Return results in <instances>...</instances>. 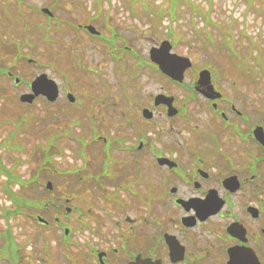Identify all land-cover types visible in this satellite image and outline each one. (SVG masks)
Here are the masks:
<instances>
[{
	"label": "flooded vegetation",
	"instance_id": "1",
	"mask_svg": "<svg viewBox=\"0 0 264 264\" xmlns=\"http://www.w3.org/2000/svg\"><path fill=\"white\" fill-rule=\"evenodd\" d=\"M214 87L220 96L199 86L198 101L190 103L165 87L150 93L142 107L149 116L136 118L138 134L101 146L116 164L101 161L95 211L54 214L22 245L6 240L0 264H264L262 152L253 156L259 145L251 136L247 154V139L239 135L248 129L246 108ZM158 93L173 95L175 113L156 104ZM246 156H252L248 164ZM232 175L239 180L234 191L224 184ZM216 197L222 204L213 212Z\"/></svg>",
	"mask_w": 264,
	"mask_h": 264
},
{
	"label": "rangeland",
	"instance_id": "2",
	"mask_svg": "<svg viewBox=\"0 0 264 264\" xmlns=\"http://www.w3.org/2000/svg\"><path fill=\"white\" fill-rule=\"evenodd\" d=\"M192 1L200 3L205 9L209 8L211 1L212 17L223 23L224 29L234 23L230 31L236 38L239 37L233 43L236 45L238 62L250 67L246 70H251L252 75H256L261 91L257 94L254 84H250L240 75L233 74L235 70L232 62L235 57L227 54L225 36L222 37L224 38L222 45L204 48L191 40L189 28L181 20L179 24H173L174 35L180 36L174 51L193 60V66L187 74L192 77L196 70L209 64L213 66L218 71L215 77L226 95L238 107L246 106L245 111L251 122L260 118L259 121L264 126V0ZM144 3H150V6L146 7ZM162 4L166 7L167 0H0V71L8 67L24 81L16 86L14 79L0 75V145L11 135L12 141L23 147L22 150L13 149L9 152L5 147L0 146V163L7 168L8 173H15L23 182L21 185L14 181L11 185L17 195L33 201L53 199L55 202H60L66 198L64 196L68 191L85 194L84 186L78 183L75 175L64 173L66 166L71 169L74 168V164L81 166V162L78 161L79 156L76 157L78 143L70 135L83 136L87 139L92 133L89 124L87 126L82 122V126L76 123L77 113L72 111L66 99V91L70 88H73L70 91L83 101H95L88 93V89L95 93H105V90H114L115 87L120 88L118 91H122V87L130 90L138 86L156 90L161 86L171 85L157 73L145 71L146 68L142 71L134 70L126 57L130 56L132 62L136 58L127 51L124 57L131 70L128 76L123 75V70L128 68L122 69L107 54L108 50L113 51L114 46L118 50L121 46L128 45L142 58H148L151 46L165 38L164 30L169 31L166 27L167 22L155 29L147 17V12L154 5ZM44 7L50 8L53 12V21L50 22L41 12ZM176 7L179 9L180 5ZM184 12L187 16L190 9L184 8ZM59 21L62 33L58 32L57 28L51 29L49 36L43 35L48 23L57 26ZM37 22H42V34L33 31ZM76 23H92L103 33V36L90 39L82 33L83 31L79 32L73 28ZM226 30L228 31L229 27ZM47 37L55 41L47 40ZM110 39H114V45H111ZM28 58H33L34 62L29 63ZM88 65L96 73L87 75L78 71V69L89 71ZM41 72L48 73L59 83L62 96L54 103H48L43 98L36 100L33 106L21 103L20 95L30 91L26 83ZM139 72L142 73L136 78V85H126L127 81ZM91 78L97 83L96 87H89L93 85L92 80H86ZM169 89L178 91L180 102L188 93L187 86H181L180 89L169 87ZM109 95L113 94L110 92ZM244 95H246L245 100ZM109 101H112L111 97ZM256 101L257 105H252ZM99 114L107 115L108 124L98 128L101 131L106 129L107 133L115 132L121 117L108 110H98L97 115ZM240 122L244 123L245 120ZM64 133L67 135L64 136ZM55 134L61 136L56 137L53 141L54 145L48 149L49 162L42 167L45 162L43 145H48V138H54ZM59 149L62 152H59ZM32 178H39L38 183L29 182ZM6 181L7 176L0 170V232L4 231L22 245L27 235L37 228L36 221L29 215H34L32 213L34 210L41 209H35L33 206L18 217H7L6 212L8 209H13V204L5 190ZM47 181L53 183L52 190L46 188ZM53 208L54 206L50 204L48 209L41 213L47 215ZM4 242L5 240L0 236V247Z\"/></svg>",
	"mask_w": 264,
	"mask_h": 264
},
{
	"label": "water",
	"instance_id": "3",
	"mask_svg": "<svg viewBox=\"0 0 264 264\" xmlns=\"http://www.w3.org/2000/svg\"><path fill=\"white\" fill-rule=\"evenodd\" d=\"M163 46H164V50H165V48L167 49V50H165V53H164V56L166 57L168 55V51L170 49V46L167 43H164ZM173 57H175V56L172 55V57H169V59H168L169 62H167L165 60L166 64L169 67H171V65L172 66L173 65H176V63H177L174 60ZM178 59H180V60L183 61V64H181L179 66V70L177 71V73L181 77L182 76V72H184V70L188 66H190L191 64H190V62L188 60H186L184 58H178ZM33 89H34V91H35L36 94L42 93V94H47L48 96L51 95L52 97H50V98H55V94L57 92L55 83L52 82L51 80H48L47 77H46V75H42V76H40V77L37 78V80L33 83ZM33 98H34L33 95H25V96L22 97V99L24 101H30V102L33 100ZM260 138H261V140L264 141V134L262 132H260ZM48 187H50V188L52 187L51 183L48 184Z\"/></svg>",
	"mask_w": 264,
	"mask_h": 264
},
{
	"label": "trees",
	"instance_id": "4",
	"mask_svg": "<svg viewBox=\"0 0 264 264\" xmlns=\"http://www.w3.org/2000/svg\"><path fill=\"white\" fill-rule=\"evenodd\" d=\"M171 1L175 4L178 0H171ZM183 1L185 2V4L187 6H189L191 8L192 11L196 12L201 17H204L205 21L210 23V16L212 15V11H213V4L211 1H210V7L208 10L204 9L200 4L194 3L191 0H183ZM249 1H251V0H249ZM172 15L174 16L175 14L172 13ZM222 27H223L222 24H218L215 28L221 29ZM230 28H231V26L229 25V30L226 31L225 36L227 37V39H229L228 40L229 41L228 46L231 48L232 54L235 55L236 52H235L234 48H232L233 42H234V37L230 31ZM205 36H206V38H208L209 41L213 39L212 35L209 32H206ZM236 67H237V70L240 71L241 65H236Z\"/></svg>",
	"mask_w": 264,
	"mask_h": 264
}]
</instances>
